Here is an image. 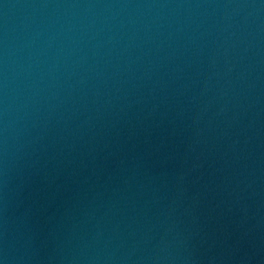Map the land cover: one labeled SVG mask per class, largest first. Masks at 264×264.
Returning <instances> with one entry per match:
<instances>
[{"label":"water","instance_id":"obj_1","mask_svg":"<svg viewBox=\"0 0 264 264\" xmlns=\"http://www.w3.org/2000/svg\"><path fill=\"white\" fill-rule=\"evenodd\" d=\"M2 264H264V0H0Z\"/></svg>","mask_w":264,"mask_h":264},{"label":"clouds","instance_id":"obj_2","mask_svg":"<svg viewBox=\"0 0 264 264\" xmlns=\"http://www.w3.org/2000/svg\"><path fill=\"white\" fill-rule=\"evenodd\" d=\"M0 264H2V262H0Z\"/></svg>","mask_w":264,"mask_h":264}]
</instances>
